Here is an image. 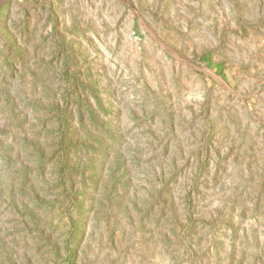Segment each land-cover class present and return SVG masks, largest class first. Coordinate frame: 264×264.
Segmentation results:
<instances>
[{"label":"rangeland","instance_id":"obj_1","mask_svg":"<svg viewBox=\"0 0 264 264\" xmlns=\"http://www.w3.org/2000/svg\"><path fill=\"white\" fill-rule=\"evenodd\" d=\"M0 264H264V0H0Z\"/></svg>","mask_w":264,"mask_h":264}]
</instances>
